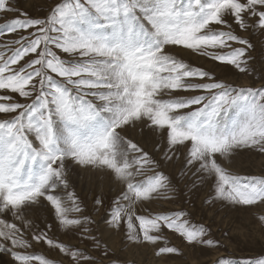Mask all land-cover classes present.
<instances>
[{"label": "snow or ice", "instance_id": "obj_1", "mask_svg": "<svg viewBox=\"0 0 264 264\" xmlns=\"http://www.w3.org/2000/svg\"><path fill=\"white\" fill-rule=\"evenodd\" d=\"M18 11L0 0V14ZM257 31L264 0H59L43 17L20 12L0 24V253L57 264L34 251L43 243L63 254L59 264H103L61 239L79 232L109 255L84 214L82 172L111 177L107 222L126 246L183 255L169 232L189 246H222L188 211L165 209L176 187L162 164L182 152L181 174L210 189L205 203L264 209V175L231 168L241 152L264 154V86L228 83L189 62L247 73L253 45L242 33Z\"/></svg>", "mask_w": 264, "mask_h": 264}, {"label": "rangeland", "instance_id": "obj_2", "mask_svg": "<svg viewBox=\"0 0 264 264\" xmlns=\"http://www.w3.org/2000/svg\"><path fill=\"white\" fill-rule=\"evenodd\" d=\"M59 0H15L18 12L0 14V24L10 22L18 17L20 12H26L31 17H43ZM251 44L249 50L250 71L244 74L215 64L203 58L191 57L190 63L198 67L213 70L219 79L240 86H264V34L242 33ZM15 34H6L4 40H9ZM145 149L152 150L153 138L151 133L145 131L142 137ZM180 159L175 163L162 164L163 171L170 176L176 187L175 197L165 202L168 210H186L190 213L193 223L204 224L211 228L212 235L221 242L220 247L209 248L186 245L180 237L168 233L171 243L183 250V255H166L156 257V248L149 245H127L123 231L112 229L107 222L110 219L109 209L115 192L111 190V177L97 178L93 173L82 172L75 180L78 191L82 194L86 206L84 214L90 216L94 223L90 225L93 234L108 246L109 255L103 256L102 250L94 247V241L86 239L75 232L62 235L64 242L88 250L108 264L114 257H119L123 264H215L220 257L228 258L234 264H252L264 259V223L257 217L264 214V209L258 207H232L221 202L207 204L205 201L211 195L208 185L193 186L191 173L186 176L181 174L184 168V155L179 153ZM159 159V157H157ZM231 168L240 174L264 175V154L256 151L239 153L231 162ZM99 197L101 205L94 201ZM46 215V214H45ZM31 251V250H30ZM34 251L44 254L49 259H54L59 264L63 254L58 250L49 248L40 243L34 246ZM66 259V258H65ZM0 264H16L13 257L7 253H0Z\"/></svg>", "mask_w": 264, "mask_h": 264}]
</instances>
